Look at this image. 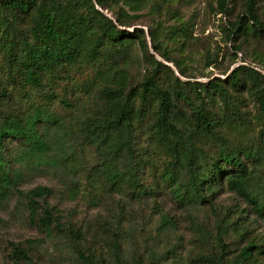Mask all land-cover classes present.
<instances>
[{"label":"rangeland","instance_id":"obj_1","mask_svg":"<svg viewBox=\"0 0 264 264\" xmlns=\"http://www.w3.org/2000/svg\"><path fill=\"white\" fill-rule=\"evenodd\" d=\"M247 1L227 0L222 9L219 0H114L104 13L122 30H142L147 48L136 37L106 41L91 61L44 66L40 88L16 85L12 76L20 78L22 70L6 58L11 42L28 38L33 12L20 15L9 33L0 28V120L7 111L29 116L40 107L52 115L39 130L53 146L33 156L22 139L4 141L13 187L0 202V264H118L116 244L123 264H238L250 243L256 245L253 255L239 264H264V218L228 190L230 166L215 172V189L201 201L183 203L173 193L165 174L175 157L168 140L156 136L155 97L134 121L137 186L126 178L108 182L103 155L87 137L88 128L107 114L103 88L133 89L138 108L140 84L161 61L170 69L160 70V84L170 90L176 86L192 100L174 98L178 123L186 134L198 136L208 153H215L218 141L194 132L192 108L199 104L220 121L228 146L264 148L256 98L264 91V31L246 20L232 34ZM61 2L85 18L91 13L88 0ZM255 7L264 23V0H256ZM122 9L138 16H126ZM239 65L251 67L254 79L242 72L232 85L228 75ZM210 80L225 84L224 93L210 89ZM248 162L264 180L263 162ZM176 172L186 179L184 169ZM39 187L49 192L37 196ZM43 219L51 223L44 225Z\"/></svg>","mask_w":264,"mask_h":264},{"label":"trees","instance_id":"obj_2","mask_svg":"<svg viewBox=\"0 0 264 264\" xmlns=\"http://www.w3.org/2000/svg\"><path fill=\"white\" fill-rule=\"evenodd\" d=\"M88 1L92 8L85 18L68 9L61 0H0V28L6 27L3 32L9 33L11 28H16L20 15H30L33 12L28 38L11 42L6 52L7 60L22 70L20 78L12 76L16 85L21 88L43 87L41 71L44 66L55 68L61 63L77 62L80 59L91 61L99 55L100 48L106 41L116 42L136 37L141 47L147 48V39L142 35V30H122L104 13V9L110 10L113 7L114 0ZM226 3L227 0H219L222 9L226 8ZM255 4L256 0L247 1L245 15L239 18L238 23H234L233 35L243 28L246 20L253 21L259 27L257 29L264 31V23L259 19ZM122 11L126 16H138L129 14L124 9ZM165 58L170 61L166 56ZM162 68L170 69V66L158 61L157 66L141 82L139 96L142 104L138 108L133 100V89L125 93L122 86L103 88L108 106L107 114L88 128L87 137L98 146L103 155V172L107 181L115 185L126 178L131 186L139 184L134 165L136 148L132 142L134 121L137 113H141L142 105L150 97H155L157 110L154 130L159 141L168 140V146L175 157V164L165 174L175 196L183 203L201 201L207 190L215 189V172L221 171V167L226 165L232 168L226 175L228 190L242 197L258 217L264 218V180L259 179L248 162L258 160L264 164V148L242 150L228 146L224 134L219 130L220 121L199 104L192 108L194 132L218 141L215 153H208L200 138L195 134H186L178 123L174 98H180L186 103H191L192 100L187 92L176 86L170 90L160 84L157 76ZM242 72L254 79L251 67L239 65L228 75L232 85L239 81ZM208 87L221 94L225 91V84L216 80L208 81ZM256 98L264 125V91ZM51 118L52 115L40 107L29 116H20L10 111L3 113L0 120V202L8 198L13 187L8 167L10 161L3 152L4 141L7 138L22 139L27 145L28 155L38 156L50 152L53 146L41 135L39 123ZM263 133L264 130L261 135ZM61 138L58 139L61 141ZM180 168L187 173L185 180H181L175 173ZM48 192L46 187H39L34 191L37 196ZM32 214H36L34 207ZM42 222L44 225L51 223L49 219H43ZM219 242L224 246L222 232L219 234ZM255 247L254 243L243 247L238 264L252 256ZM115 255L117 263L123 264L117 244ZM88 263L95 264L89 260Z\"/></svg>","mask_w":264,"mask_h":264}]
</instances>
